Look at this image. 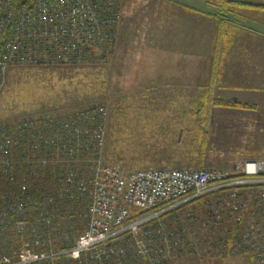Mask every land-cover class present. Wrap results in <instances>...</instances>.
Returning <instances> with one entry per match:
<instances>
[{
  "label": "built area",
  "instance_id": "2783aa9c",
  "mask_svg": "<svg viewBox=\"0 0 264 264\" xmlns=\"http://www.w3.org/2000/svg\"><path fill=\"white\" fill-rule=\"evenodd\" d=\"M118 3V0H0V82L13 66L94 62L101 60V56L106 59L107 55L94 51L100 44L108 43L110 53L113 51L111 43L115 44L121 17ZM107 115V107L99 104L76 123L60 122L65 131L70 130L73 138H78L80 148H92L97 158L92 161L89 174L78 176L72 170L57 178L61 188L59 199L80 196L88 200L83 231L64 228L52 206L55 196L37 192L31 189L34 183H26L23 186L27 191L26 202L33 207L32 230L16 254L0 255V264H141L142 261L165 264L180 254L186 239L199 246L203 242L201 231L190 235L186 225L168 231L165 227L155 228V224L169 219L177 223L183 218L179 214L181 207L211 196H216V205L209 208L207 217L217 237L213 248L227 247V233L232 229L233 248L251 252L264 264V160H247L234 170L155 168L123 173L102 159ZM33 120H20L18 130L26 136L31 132L27 127L35 125ZM38 120L43 128L26 138L27 143L33 146L35 143L33 149L41 146L37 138L43 145L73 149L71 140L68 146L59 141L61 128L49 140H43L50 123ZM88 122L96 128L85 131L83 127ZM3 131H0L3 138L0 170L12 175L20 164L11 152L14 139H6L7 132ZM83 133L85 136L81 137ZM23 206L20 199L18 205L10 204L9 208L15 212ZM5 214L0 209V229L6 225ZM19 228V233L28 232L27 223ZM57 244L67 246L60 245L62 248L57 250Z\"/></svg>",
  "mask_w": 264,
  "mask_h": 264
},
{
  "label": "crops",
  "instance_id": "0c3cea01",
  "mask_svg": "<svg viewBox=\"0 0 264 264\" xmlns=\"http://www.w3.org/2000/svg\"><path fill=\"white\" fill-rule=\"evenodd\" d=\"M232 1L235 4L220 8L218 0H137L130 9L134 13H126L119 26L118 49L123 48L128 59L133 42L141 50L131 62L141 70V77L149 79L147 90L161 89L162 95H172L161 97L164 102H184L189 107L166 110L160 117L168 119L171 131L184 122L176 146L185 136L193 166L211 165L204 151L217 129L237 135L242 148L264 145V0ZM144 8L152 10L145 13ZM199 88L211 97H193ZM217 100L252 108L217 106ZM198 134L206 136L207 146ZM257 159L264 157L246 158L223 169L234 170Z\"/></svg>",
  "mask_w": 264,
  "mask_h": 264
},
{
  "label": "rangeland",
  "instance_id": "374dc122",
  "mask_svg": "<svg viewBox=\"0 0 264 264\" xmlns=\"http://www.w3.org/2000/svg\"><path fill=\"white\" fill-rule=\"evenodd\" d=\"M118 1L121 17L116 26L115 44L111 43L113 51L110 53L109 43L100 44L99 49L94 51L98 55H107L106 59L103 60L104 56H101V60L94 62L13 66L6 71L0 82V125H7L16 119H39L42 115L64 116L80 102L85 104V108L102 104L108 109L102 159L108 165L117 166L123 173L155 168L223 169L246 158L264 157V149H260L263 144L257 148H242L237 135H227L222 129H217L208 137V140L214 142L209 141L208 146L205 143L206 136L198 134V140L207 146L204 153L209 157L211 165H190L192 159H189V150L184 147L187 141L185 136L181 139V145L176 146L184 122L181 128H173L172 133L167 126L168 119L160 117L166 110L189 107L184 102H164L161 97L172 95H162L161 89L147 90L150 88L149 79L141 77V70L131 62L133 55H140L141 50L138 52L137 44L133 42L130 59L123 48L118 49L119 36L122 35L119 26L126 20V13H134V9H130L137 0ZM146 10L145 13H148L152 9ZM104 48L106 51H102ZM193 97H199V91L193 92ZM150 114L155 117H149ZM185 127L188 128L187 125ZM165 131L170 133L166 136ZM215 200L216 196H211L200 201L202 207L197 211V221L212 205L215 207ZM194 206H197L196 203ZM234 250H230L229 254L224 249L219 252L202 249L198 253L192 250L173 257L165 264H262L251 252ZM141 264L146 263L142 261Z\"/></svg>",
  "mask_w": 264,
  "mask_h": 264
},
{
  "label": "trees",
  "instance_id": "16d2710c",
  "mask_svg": "<svg viewBox=\"0 0 264 264\" xmlns=\"http://www.w3.org/2000/svg\"><path fill=\"white\" fill-rule=\"evenodd\" d=\"M218 1L220 2L217 3V6L220 8H222L221 4H235L232 0ZM64 69L65 68H63L62 70ZM204 90L205 88L198 89L199 97H211L210 94H207L206 92L203 93L202 91ZM83 105L85 104L81 102L77 103V106L74 107V109H72L70 112L66 113L64 116L42 115L41 117L42 119L47 120L50 123L48 128L44 131L43 140H49L50 137L56 134L55 130L61 128L64 133L58 132L59 141L68 146V141L71 140L69 142L73 147L71 151L67 147L62 148L61 150L52 147L51 145H43L41 144V139L38 138L36 140H39L37 142H40L41 146L38 148L35 147L33 149L35 143L34 146L27 143L26 138L28 137L27 135H31V133H34V131H39V128H43L41 126L43 124H39L40 120H38L36 117H30L34 119L33 122H35V125H33V129L31 127H27V129L31 132L26 136L23 134V132L18 130V128L20 127V125L18 124L20 122V119L11 121L7 125H0V131L4 130L3 132H7L6 139H14L12 145H10L11 152L13 157L15 158V161L20 164L18 168L16 167L12 175L0 170V209L6 213L4 217L7 220L6 225L0 229V255L16 254L23 246L25 241H27L29 238L28 236L33 226V224H31L32 218L30 217L33 212V207L29 204V202H26L27 191L23 190V186L29 182H32L35 185L32 188L30 186L31 189L34 188L37 192L42 191L44 192V194L49 193L55 196V201L53 205H51L55 210L60 224H62L64 228H73L77 233L83 231V229L85 228L87 219L84 218V216L86 215L88 210V200L80 196L65 200H61L57 197L61 189L60 185L57 183V178H59L61 175L70 173L72 170L75 171L78 176L84 174L87 175V173L89 174L92 167V161L94 159H97L96 155L93 153L92 148H80L78 145V138H73V133L70 130V132L65 131L64 127L60 126V122H62L63 120L76 123L77 119L87 115V111H89L91 107L95 106L92 105L89 108H85V106ZM215 105L233 108H252V106L244 105L238 102H225L221 100L215 101ZM30 118H27L25 120H28ZM92 128L95 129L96 127L94 123L91 122L86 123L83 127L85 131L90 129L93 130ZM68 136L70 137L67 138ZM84 136L85 133H83L81 137ZM2 141L3 138H1L0 135V145ZM72 150L73 152H75L72 153ZM45 160H47V164H44ZM20 199L23 200L24 205L21 211L17 210L15 212H11L9 208L10 204L18 205ZM203 200H205V198L188 203L181 207L180 210H183H181V212L179 211V214L183 215V218L181 217V220L179 221L180 223L171 222V220L169 219L163 224H155V228L165 227V229H167L168 231L170 229L173 230L174 228L180 229V227L186 225V227H188L189 229L190 235H193L194 232L201 231L199 233V236H201L200 239L203 242H200L199 246H196L193 245V243L190 244L186 239V242L183 243V246L181 247L179 255H182L185 252H191L192 250L193 253H198L202 249H208L212 252H219L224 249V252L227 254L230 253V250H234L233 242L235 231L232 229L229 233H227V247H223L221 249L220 247L219 249L213 248V243L217 240V237L215 236V232L212 231L209 223L207 222L209 209L202 214V217L199 221H197L198 217L196 218V216H198L197 211L202 207V205H199V203ZM195 203L197 206L193 207V204ZM22 223H27L28 232L26 234L18 232V230L20 229L19 225H21ZM60 245L61 244H57V250L61 249V246H67Z\"/></svg>",
  "mask_w": 264,
  "mask_h": 264
}]
</instances>
